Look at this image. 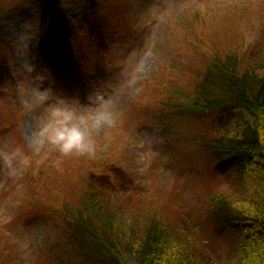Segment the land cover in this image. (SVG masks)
Here are the masks:
<instances>
[{"label": "rangeland", "instance_id": "obj_1", "mask_svg": "<svg viewBox=\"0 0 264 264\" xmlns=\"http://www.w3.org/2000/svg\"><path fill=\"white\" fill-rule=\"evenodd\" d=\"M252 1L264 11V0H107L102 18L96 16L95 24L88 26V17L78 12V5L71 0H24L1 16L0 40L4 45L0 75L5 80V93L12 98L5 106L9 109L8 121H0V141L22 146L28 163L17 176L0 173V225L7 227V236L25 263L36 261L42 251L46 252L51 231H55L48 217L34 214L32 208L27 210L25 170L35 160L40 164L38 170L56 171L59 178L65 171L64 156L36 135V117L44 111L49 94L71 105L82 126L95 138L97 151L92 165L106 162L115 166L113 161L117 159L123 165L121 176L127 178L129 174L134 179L119 190L120 197L147 188L150 172L156 181L147 200L167 198L165 194L175 196V209L181 217L171 218L174 227L176 220L185 223L189 234L190 229L202 239L208 225L198 212L209 202L208 197L219 194L231 202L242 194L237 189L240 178L228 163L218 166L216 172L211 167L199 168V161L195 167H188L184 161L179 169L169 163L166 145L170 133L159 119L154 102L157 88L164 82L193 88L215 52L229 47L233 39H259L264 58V36L255 27L257 15L250 10ZM245 7L249 8L248 17H254L249 27L253 31L231 20L245 19ZM71 15H78L86 24L80 39L83 48H78L70 31V42L60 38L59 29L71 22ZM197 37L200 41L196 44ZM67 55L74 59L71 70ZM101 97L112 116L97 125L93 101ZM180 144L189 145V140L181 139ZM114 166L113 172H117ZM113 175L117 179V173ZM107 178L113 179L110 175ZM140 197L135 198L146 201ZM168 206L161 211L162 216ZM131 217L128 211L120 216L124 223ZM183 232L184 226L179 234ZM207 238L212 258L223 264L232 246L230 232L221 231L217 237L209 234Z\"/></svg>", "mask_w": 264, "mask_h": 264}, {"label": "trees", "instance_id": "obj_2", "mask_svg": "<svg viewBox=\"0 0 264 264\" xmlns=\"http://www.w3.org/2000/svg\"><path fill=\"white\" fill-rule=\"evenodd\" d=\"M23 1L0 0V20L6 11ZM71 1L78 5V12L88 17V26L95 22L96 16L102 18L103 6L108 4L107 0ZM252 2L250 10L257 15L254 20L248 17L246 7L245 19L231 20L253 31L249 28L252 19L256 21V29L262 31L260 36H264V11L259 3ZM69 18L71 22H65L59 29L60 38L70 42V31L78 48H83L80 39L86 32V24L78 15ZM252 37L233 39L229 47L216 51L193 88L180 82H164L155 95L157 114L170 133L166 148L172 166L179 169L184 161L188 167L200 163L199 168L211 167L216 172L218 166L228 163L240 178L237 189L242 194L235 201L212 194L198 212L208 225L202 239L190 229L189 234L185 223L176 220L177 228L174 227L175 220L171 218L181 214L175 209L173 194L171 198L165 194L167 198L147 200L151 184L156 181L151 172L144 191L120 197L119 190L134 179L129 174L127 178L121 176L123 165L120 166L119 160L113 161L118 170L113 172L114 163L92 165L95 156L72 154L64 156L62 178L48 168L38 170L40 164L35 160L25 170L27 210L32 208L34 214L48 217L55 228L46 252L42 251L30 264H218L208 250L206 238L209 234L217 237L221 231L230 232L232 238L223 264H264V58L259 39L250 41ZM196 40L197 44L200 39ZM3 43L0 40V57ZM68 55L66 62L71 70L74 59ZM0 82L3 122L10 116L5 106L12 97L5 93L1 75ZM184 127L189 129L185 131ZM181 139H188L189 145H181ZM113 173H117V179ZM109 175L112 180L107 178ZM158 180L162 181L160 177ZM139 195L146 201L139 198L141 202L137 201L135 197ZM168 204L170 209L162 216L161 211ZM126 211L132 216L129 223L120 218ZM183 226L184 232L179 234ZM6 228L0 225V264H27L10 242Z\"/></svg>", "mask_w": 264, "mask_h": 264}, {"label": "clouds", "instance_id": "obj_3", "mask_svg": "<svg viewBox=\"0 0 264 264\" xmlns=\"http://www.w3.org/2000/svg\"><path fill=\"white\" fill-rule=\"evenodd\" d=\"M93 103L96 105V124L108 122L112 113L108 111L103 98H96ZM36 120L38 123L36 135L54 146L61 155L95 156L97 151L95 138L82 126L79 114L66 101L51 97L49 94L46 97L44 111ZM27 163L28 157L22 146H10L7 142L0 141V173L9 177L17 176Z\"/></svg>", "mask_w": 264, "mask_h": 264}]
</instances>
